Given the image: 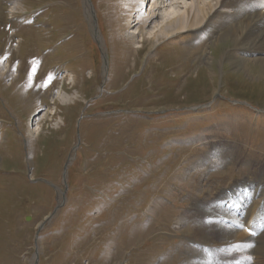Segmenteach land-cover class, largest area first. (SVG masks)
I'll return each instance as SVG.
<instances>
[{"label":"rangeland","instance_id":"obj_1","mask_svg":"<svg viewBox=\"0 0 264 264\" xmlns=\"http://www.w3.org/2000/svg\"><path fill=\"white\" fill-rule=\"evenodd\" d=\"M134 2L0 0V264H182L186 218L264 182V51Z\"/></svg>","mask_w":264,"mask_h":264},{"label":"bare ground","instance_id":"obj_2","mask_svg":"<svg viewBox=\"0 0 264 264\" xmlns=\"http://www.w3.org/2000/svg\"><path fill=\"white\" fill-rule=\"evenodd\" d=\"M138 1L140 3L134 18L138 34L145 25L151 26V33L166 29L168 35L193 29L198 31L199 40L210 33H218L221 40H231L235 48L247 49L246 53L264 51V0H192L193 3L183 12L174 8L179 4L178 0H152L150 9L147 8V0H135L134 3ZM153 21L158 26L157 30L153 29ZM165 25H168V29ZM227 190L207 203L205 210L195 211L186 218L192 221L195 233L201 237L200 243H196L199 247H190L192 250L186 253L200 254L183 258L182 264H248V255H251V259H257L255 264H264V229L257 238L246 230L256 227L258 223L254 224L255 221L264 220V182L254 179L250 185L237 183L230 191ZM212 231L219 234L215 243L210 233ZM223 252L227 255H221ZM249 264L254 262L250 260Z\"/></svg>","mask_w":264,"mask_h":264},{"label":"snow or ice","instance_id":"obj_3","mask_svg":"<svg viewBox=\"0 0 264 264\" xmlns=\"http://www.w3.org/2000/svg\"><path fill=\"white\" fill-rule=\"evenodd\" d=\"M253 247H254V245H253Z\"/></svg>","mask_w":264,"mask_h":264}]
</instances>
